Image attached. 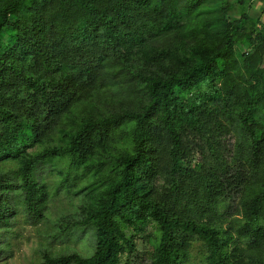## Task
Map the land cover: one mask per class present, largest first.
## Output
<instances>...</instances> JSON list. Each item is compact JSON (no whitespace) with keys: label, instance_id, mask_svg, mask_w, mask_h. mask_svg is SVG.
I'll use <instances>...</instances> for the list:
<instances>
[{"label":"trees","instance_id":"obj_1","mask_svg":"<svg viewBox=\"0 0 264 264\" xmlns=\"http://www.w3.org/2000/svg\"><path fill=\"white\" fill-rule=\"evenodd\" d=\"M212 1L0 0V226L44 217L47 161L68 187L109 166L55 235L92 229V254L38 264H132L149 223L150 264H188L196 242L206 264H264V26L222 9L204 45L169 42Z\"/></svg>","mask_w":264,"mask_h":264},{"label":"rangeland","instance_id":"obj_2","mask_svg":"<svg viewBox=\"0 0 264 264\" xmlns=\"http://www.w3.org/2000/svg\"><path fill=\"white\" fill-rule=\"evenodd\" d=\"M203 7L204 11L200 17L192 20L194 26L182 25L180 34L176 38L170 39L169 42L177 41L179 44L186 42L187 45L192 43L198 46L204 45L211 39V34L215 30V27H212L206 31V27H203L205 20L208 18L212 20L218 13L223 12L222 9L235 15L246 10L251 16L260 19L259 27L264 26V0H245L244 4H241L240 0H216L211 3L205 2ZM160 45L168 46L166 41ZM98 98L100 101L102 100V97ZM101 108L105 109V107ZM87 109L88 107L85 106L84 112ZM125 130L124 127H121L113 132V136L110 138L112 144L117 146L124 142L121 136ZM234 142V136L231 133L227 135L225 143L228 146V153H231ZM195 156L196 159L199 158V155L196 154ZM0 165L5 169L12 166H9L8 163H1ZM63 168V164L56 158L55 161H47L39 168L41 183L45 184V191L49 194L44 217L37 220L34 217L32 219L27 215L26 210L21 208L11 225L0 226V264H38L45 249H49L55 255L71 252H78L84 256L92 254L95 240L92 229L88 228L82 233L78 231L60 238H55V235L62 229L60 224L62 217H64L65 222L67 219L77 220L81 216L82 208L92 205L104 193L107 188L106 176L109 174V166H104L99 173L87 175L70 187L59 186L62 182L60 173L65 172ZM154 231L153 223H149L146 229L137 236V253L132 264H150V252L153 249L150 237ZM232 234L236 237L238 231L233 229ZM205 257V249L200 242H196L192 247L191 260L188 264H206Z\"/></svg>","mask_w":264,"mask_h":264}]
</instances>
